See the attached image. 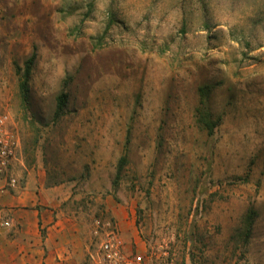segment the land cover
<instances>
[{
	"label": "rangeland",
	"instance_id": "rangeland-1",
	"mask_svg": "<svg viewBox=\"0 0 264 264\" xmlns=\"http://www.w3.org/2000/svg\"><path fill=\"white\" fill-rule=\"evenodd\" d=\"M258 13L264 0H0L16 186L61 188L86 232L117 230L146 264H264Z\"/></svg>",
	"mask_w": 264,
	"mask_h": 264
},
{
	"label": "crops",
	"instance_id": "crops-1",
	"mask_svg": "<svg viewBox=\"0 0 264 264\" xmlns=\"http://www.w3.org/2000/svg\"><path fill=\"white\" fill-rule=\"evenodd\" d=\"M61 188L33 182L8 188L0 208L13 227L0 230V264H88L93 231L63 205Z\"/></svg>",
	"mask_w": 264,
	"mask_h": 264
},
{
	"label": "built area",
	"instance_id": "built-area-1",
	"mask_svg": "<svg viewBox=\"0 0 264 264\" xmlns=\"http://www.w3.org/2000/svg\"><path fill=\"white\" fill-rule=\"evenodd\" d=\"M6 123L7 116L0 113V197L8 188H14L17 184L11 172L17 145L7 135ZM12 227L11 218L0 208V230H9ZM92 235L88 264H146L143 254L128 250L117 230L102 232L97 222Z\"/></svg>",
	"mask_w": 264,
	"mask_h": 264
},
{
	"label": "trees",
	"instance_id": "trees-1",
	"mask_svg": "<svg viewBox=\"0 0 264 264\" xmlns=\"http://www.w3.org/2000/svg\"><path fill=\"white\" fill-rule=\"evenodd\" d=\"M251 19H255V22L257 23L260 30L255 29L253 32H251V36L248 37L247 42L250 43L252 42L253 39L259 40V39H264V14L258 13V14H252ZM251 50V49H250ZM35 61V55H32L26 62H25V68H24V74L22 75V79L20 82V89L22 91L23 97L26 99L28 95V82H29V77L30 73L33 67ZM67 105V95L66 94H61L58 97V104H57V111L56 115H59L63 109ZM197 115H198V122L200 126L207 131L208 135H213L216 127H217V122L213 121L211 118V115L209 114L205 103H203V100H201L200 106L197 110ZM127 163L126 157H122L120 159L119 163V168L118 172H121L124 165ZM253 212L248 215V218L250 219L249 225H248V232L250 231V227L252 225V216Z\"/></svg>",
	"mask_w": 264,
	"mask_h": 264
}]
</instances>
